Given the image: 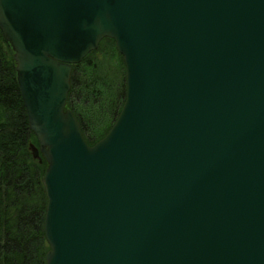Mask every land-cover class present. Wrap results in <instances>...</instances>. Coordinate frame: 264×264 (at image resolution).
<instances>
[{
  "label": "water",
  "instance_id": "95a60500",
  "mask_svg": "<svg viewBox=\"0 0 264 264\" xmlns=\"http://www.w3.org/2000/svg\"><path fill=\"white\" fill-rule=\"evenodd\" d=\"M47 162V264H264V0H0ZM115 41L126 101L91 146L73 65Z\"/></svg>",
  "mask_w": 264,
  "mask_h": 264
},
{
  "label": "trees",
  "instance_id": "16d2710c",
  "mask_svg": "<svg viewBox=\"0 0 264 264\" xmlns=\"http://www.w3.org/2000/svg\"><path fill=\"white\" fill-rule=\"evenodd\" d=\"M122 78L114 81L113 61ZM126 99V67L114 40L105 38L96 51L73 65L70 108L93 146L115 124ZM94 119L103 125L95 127ZM39 146L17 79L14 51L0 27V264H47L45 236L48 196L47 162L34 160L30 144Z\"/></svg>",
  "mask_w": 264,
  "mask_h": 264
},
{
  "label": "rangeland",
  "instance_id": "374dc122",
  "mask_svg": "<svg viewBox=\"0 0 264 264\" xmlns=\"http://www.w3.org/2000/svg\"><path fill=\"white\" fill-rule=\"evenodd\" d=\"M111 65H113L115 68H113V69H115V70H112L113 71V75H114V81H116V80H119V75H118V73H119V68H117V66H118V63L116 62V60L115 61H113L112 62V64ZM120 78H122V73H121V70H120ZM94 123H95V127H93V129H98V128H102L103 127V125L101 124V123H99L98 122V119H94ZM33 155V154H32ZM34 158V157H33ZM34 160H36V159H34Z\"/></svg>",
  "mask_w": 264,
  "mask_h": 264
},
{
  "label": "bare ground",
  "instance_id": "6f19581e",
  "mask_svg": "<svg viewBox=\"0 0 264 264\" xmlns=\"http://www.w3.org/2000/svg\"><path fill=\"white\" fill-rule=\"evenodd\" d=\"M68 97H69V95H68ZM125 101H126V99H125ZM124 104H125V103H124ZM123 106H124V105H123ZM67 109H70V108H68V101H67ZM122 109H123V108H122ZM70 110H71V109H70ZM71 111H72V110H71ZM121 111H122V110H121ZM72 112H73V111H72ZM120 113H121V112H120ZM73 114H74V113H73ZM74 115H75V114H74ZM119 115H120V114H119ZM75 116H76V115H75ZM118 117H119V116H118ZM76 118H77V117H76ZM77 119H78V118H77ZM117 119H118V118H117ZM78 121H79V120H78ZM116 121H117V120H116ZM29 123H30V122H29ZM79 123H80V121H79ZM115 123H116V122H115ZM80 126H81V123H80ZM113 126H114V125H113ZM30 128H31V127H30ZM112 128H113V127H112ZM112 128H111V129H112ZM81 129H82V127H81ZM110 131H111V130H110ZM110 131H109V132H110ZM33 133H34V132H33ZM34 134H35V133H34ZM108 134H109V133H108ZM108 134H107V135H108ZM107 135H106V136H107ZM106 136H105V137H106ZM36 137H37V136H36ZM105 137H104V138H105ZM104 138H103V139H104ZM37 139H38V138H37ZM100 141H101V140H100ZM38 142H39V141H38ZM97 143H98V142H97ZM31 144H33V143H31ZM31 144H30V145H31ZM30 150H31V149H30ZM42 157H43V156H42ZM42 157H41V159H42ZM43 158H44V157H43ZM42 161H43V159H42ZM46 170H47V169H46ZM46 192H47V191H46Z\"/></svg>",
  "mask_w": 264,
  "mask_h": 264
}]
</instances>
